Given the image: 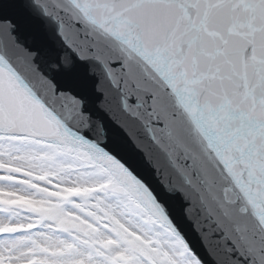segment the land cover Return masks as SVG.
Instances as JSON below:
<instances>
[{
	"label": "snow or ice",
	"instance_id": "1",
	"mask_svg": "<svg viewBox=\"0 0 264 264\" xmlns=\"http://www.w3.org/2000/svg\"><path fill=\"white\" fill-rule=\"evenodd\" d=\"M0 264H264V0H0Z\"/></svg>",
	"mask_w": 264,
	"mask_h": 264
}]
</instances>
